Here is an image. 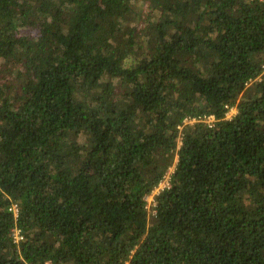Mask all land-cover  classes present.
<instances>
[{
    "label": "trees",
    "instance_id": "trees-1",
    "mask_svg": "<svg viewBox=\"0 0 264 264\" xmlns=\"http://www.w3.org/2000/svg\"><path fill=\"white\" fill-rule=\"evenodd\" d=\"M263 66L264 0H0V264H264Z\"/></svg>",
    "mask_w": 264,
    "mask_h": 264
},
{
    "label": "built area",
    "instance_id": "built-area-1",
    "mask_svg": "<svg viewBox=\"0 0 264 264\" xmlns=\"http://www.w3.org/2000/svg\"><path fill=\"white\" fill-rule=\"evenodd\" d=\"M263 69H264V66H263ZM250 84V83H249ZM248 84V85H249ZM247 85V86H248ZM235 107H232V108H227V113L225 115V117L228 118V114L231 116L232 115V110H234ZM235 116V115H234ZM232 118V117H231ZM230 118V119H231ZM229 120V119H228ZM196 122H202L204 124H206V126H209V127H212L213 124H215L216 122V119L213 115H201V116H198V117H189L188 119H185V123L186 124H193V123H196ZM171 174V171L169 173H167L162 182L158 185V187L154 190L155 192H157L159 194V192H161L163 189L169 187V176ZM154 191L152 192L154 194ZM151 193V194H152ZM157 194V195H158ZM156 195V196H157ZM147 199V197H146ZM154 199V197H153ZM147 202V201H146ZM15 216L18 215V207L17 205H13L12 208L10 209ZM16 241H20L22 239V237L19 235L18 232L15 233L14 237H13Z\"/></svg>",
    "mask_w": 264,
    "mask_h": 264
},
{
    "label": "rangeland",
    "instance_id": "rangeland-1",
    "mask_svg": "<svg viewBox=\"0 0 264 264\" xmlns=\"http://www.w3.org/2000/svg\"><path fill=\"white\" fill-rule=\"evenodd\" d=\"M257 81H258V80H257ZM235 111H236V113H237V108H236V107H235ZM235 115H236V114H235ZM231 117H232V115L230 116V115L228 114V118H227V117H225V118H226V119H230ZM172 170H173V167H172V169H171L170 171H172ZM157 194H158V193L154 191V194L152 193L151 195H148V196H147V199L145 198V201H147V209H148V211H152V212H154V211L152 210L153 206H155V201H154L153 197H155Z\"/></svg>",
    "mask_w": 264,
    "mask_h": 264
},
{
    "label": "crops",
    "instance_id": "crops-1",
    "mask_svg": "<svg viewBox=\"0 0 264 264\" xmlns=\"http://www.w3.org/2000/svg\"><path fill=\"white\" fill-rule=\"evenodd\" d=\"M236 114L235 108L232 110V117Z\"/></svg>",
    "mask_w": 264,
    "mask_h": 264
}]
</instances>
